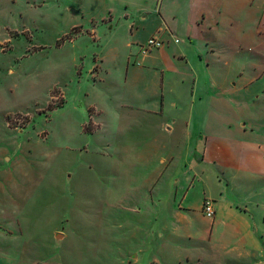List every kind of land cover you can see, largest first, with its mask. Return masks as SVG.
<instances>
[{"label":"rangeland","instance_id":"1","mask_svg":"<svg viewBox=\"0 0 264 264\" xmlns=\"http://www.w3.org/2000/svg\"><path fill=\"white\" fill-rule=\"evenodd\" d=\"M125 1L0 0V264H194L208 255V242L189 244L170 226L186 135L170 136V120L146 111L143 122H111L106 133L94 105L110 93L91 78V35L105 38L101 19L122 14ZM112 25L116 42L128 38L118 18ZM240 56L255 61L244 48ZM260 86L251 98L264 99ZM144 150L174 158L155 183L144 182L152 178L149 161H138ZM150 191L161 202L154 211L144 202Z\"/></svg>","mask_w":264,"mask_h":264},{"label":"crops","instance_id":"2","mask_svg":"<svg viewBox=\"0 0 264 264\" xmlns=\"http://www.w3.org/2000/svg\"><path fill=\"white\" fill-rule=\"evenodd\" d=\"M115 18L129 33L123 41H115ZM101 22L106 37L91 35L98 48L91 78L110 93L94 103L106 133L111 122H143V111L168 118L164 131L190 141L186 173L170 184L168 208L182 239L210 244L193 263L264 264V99L251 98L252 87L264 82V0H128L122 14L109 12ZM153 37L163 47L145 56L142 47ZM243 48L254 62L240 56ZM126 108L135 111L125 120ZM147 153L156 152L144 150L138 161H149L152 178L144 182L155 183L174 158ZM152 193L144 202L154 211L161 202ZM206 200L213 202V219L203 213Z\"/></svg>","mask_w":264,"mask_h":264},{"label":"built area","instance_id":"3","mask_svg":"<svg viewBox=\"0 0 264 264\" xmlns=\"http://www.w3.org/2000/svg\"><path fill=\"white\" fill-rule=\"evenodd\" d=\"M163 47V42L160 41L158 38L153 37L150 38L147 43L142 47V54L147 55L153 49H160ZM203 213L204 215L209 218L213 219L215 216V210L213 207V202L211 200H206L203 204Z\"/></svg>","mask_w":264,"mask_h":264}]
</instances>
